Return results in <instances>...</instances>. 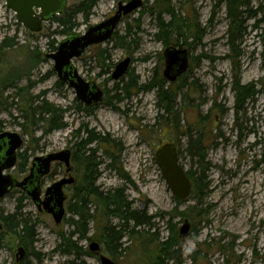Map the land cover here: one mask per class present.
I'll return each mask as SVG.
<instances>
[{
  "label": "rangeland",
  "instance_id": "rangeland-1",
  "mask_svg": "<svg viewBox=\"0 0 264 264\" xmlns=\"http://www.w3.org/2000/svg\"><path fill=\"white\" fill-rule=\"evenodd\" d=\"M129 1L97 0L91 10L76 14L74 33L84 34L111 17L120 2ZM142 1L139 9L122 19L113 38L74 60L81 76L104 91L101 102L82 104L86 112L77 109L81 103L74 89L58 82L54 62L46 56L53 53L50 42L65 38L59 34L58 24L49 20L39 33H32L7 9L5 0H0V131L21 135V151H30L31 161L70 149L71 176L75 178L65 189L67 212L60 225L50 214L39 212L30 199H21L22 191L0 200L1 213L30 218L37 232L22 260L17 238L6 236L0 243V264H65L73 259L58 247L61 234L73 229L66 222L72 218L68 206L82 178V153L89 155L91 150L98 165V191L122 190L132 211L144 212L152 220L147 227L134 228L130 222L123 229L118 218L104 217L93 198L96 205L90 207L94 216L90 239L80 242L84 250L90 252V243L97 242L101 254L116 264H264V94L247 101L245 110L237 113L233 90L238 78L243 85L264 79V15L259 12L264 0H242L245 5L239 11L246 31L234 46L228 39L226 0ZM83 3L89 1L68 0L69 13ZM173 16H177V32L170 36L161 27ZM177 44L188 51L190 67L171 83L163 76L164 52ZM36 52L43 54L37 63L33 58ZM128 57V72L113 80L115 67ZM153 81L170 86L175 96L172 113L159 105L157 89L141 88ZM28 86L33 97H40L37 103L45 99L67 110L64 129L49 134L40 127L25 131L22 108L27 91L18 93V88ZM87 131L102 140L83 149L80 144L86 141ZM191 136L202 138L207 155L204 174L197 159L191 157ZM168 142L181 148V164L202 180L197 196L181 204L175 202L156 161V151ZM65 173V165L55 163L44 180L43 192L55 181L69 177ZM12 174L21 181L28 171L19 174L14 169ZM193 207L203 209L204 216L196 217ZM185 219L196 231L173 250V259L162 258L158 245L171 237L172 225L179 233ZM106 224L123 232L117 246L107 244L103 235ZM149 228L152 231L147 235ZM81 261L101 264L100 255H85Z\"/></svg>",
  "mask_w": 264,
  "mask_h": 264
},
{
  "label": "trees",
  "instance_id": "trees-1",
  "mask_svg": "<svg viewBox=\"0 0 264 264\" xmlns=\"http://www.w3.org/2000/svg\"><path fill=\"white\" fill-rule=\"evenodd\" d=\"M88 1V4H81V6H79L75 10H72L71 13H69V10L67 8V10L64 11L61 15L54 16L51 19L58 24L59 28H61L59 34L65 36V38L71 35H76L74 33V30L77 27V24L75 22L76 14L85 10H91L95 6L97 0ZM226 1L229 8L228 18L230 20L228 39L229 43L234 46L235 43L241 42L246 31L245 27L243 26V13L239 11L240 8L245 5V3H243L242 0ZM259 10V12H263L264 15V5H261ZM173 14L174 13L172 12L171 16ZM176 17L167 24L163 23L161 27V29L168 32L167 34L170 36L172 35V33L177 32V27L175 26V21L177 20ZM164 42L166 44L169 43L167 39H164ZM57 44L58 42L54 40L50 42V51L55 52L57 49ZM2 46L3 45H1L0 47L2 48ZM175 46L177 47L178 44ZM33 58L37 63L39 60L43 59V54L41 52H36L34 53ZM10 82H13V80H11ZM258 84L261 86L260 89H257ZM258 84L251 83L243 85L240 82L239 78L235 81V83L233 84V90L236 96L235 109L237 113L245 110L247 101L254 99L259 94H264V79L261 80ZM30 88L31 86L18 88V93L27 91V94L23 99L24 107L22 108V118L25 120V131L28 132L36 127H40L44 129L45 134H49L54 130L64 129L66 127V124L63 121L64 115L67 113V110L56 107L45 99L37 103L36 101L40 97H33L29 92ZM141 88L143 90L157 89L159 105L163 104V108L165 109L166 113H172V108H174L173 106L175 104V96L172 95L170 86H167L165 82L156 83V81H153L149 84L142 85ZM77 109L86 112L88 111V109L83 107L82 104H78ZM87 134L88 137L86 141L80 144L83 149H85V147L89 144H93L94 142L98 143L102 140L100 137H93L92 132L87 131ZM177 147L179 158H183L184 152L178 145ZM192 150L194 151L192 152ZM189 151H191V157L193 159H197V164L204 174L207 155L205 153L206 150L202 145L201 136H191L189 138ZM94 152V150H91L89 155H86L85 152L82 153V178L78 186L76 187L75 194L73 195L68 206V213L72 215V218L67 219L66 222L73 229L68 234H61L62 243L58 247L60 253L73 257V259L66 261L65 264H85L83 261H81V259L85 255H98L97 253L93 252H91V254L80 246L81 241L90 239L88 236L90 232L89 227L94 219V216H92L90 213V207H92L93 204H99L102 207L103 214L106 219L118 218L119 220H121L123 222L121 224V227L123 229L128 228L130 222L134 223V228L141 226L147 227L151 224L152 217L147 216L144 212L138 213L136 211H132L131 203L128 202L127 197L124 195V192L122 190L107 192L98 191V189L96 188L98 165L94 160ZM30 163V151H20L18 153V164L16 170L19 174H24L28 171ZM187 175L193 184L192 193L187 200H179L175 198V202L177 204L185 203L190 198L196 197V193H198V191L202 189L201 177L197 178L192 170H188ZM93 198L96 204L92 201ZM21 199H28V197L25 193H22ZM193 210H195L193 211V213L196 217L202 218L205 214L203 212V209H199L198 207H193ZM1 221L3 224V229L0 230V243L5 240L6 236L12 235L17 238L18 244L20 245V247H24L25 251L29 250L33 246L37 236L36 223L33 222V220H31L30 218L19 216L18 213L9 215H4L3 213H1ZM150 230L152 231V229L149 228V230L145 233L147 235L150 234ZM195 231L196 227L192 224L190 235ZM122 234V231H116V228L111 227L108 224H106L103 229V235L105 239H107V244L110 245L117 246L122 239ZM180 244L181 241L179 239V233H177L176 231V226L172 225L171 237L165 242H161V244L158 245V250L160 252L159 255L162 258H166L168 260L173 259L171 257V254L172 252H174L173 250Z\"/></svg>",
  "mask_w": 264,
  "mask_h": 264
},
{
  "label": "water",
  "instance_id": "water-1",
  "mask_svg": "<svg viewBox=\"0 0 264 264\" xmlns=\"http://www.w3.org/2000/svg\"><path fill=\"white\" fill-rule=\"evenodd\" d=\"M6 7L16 14L30 32L39 33L42 24L51 20L54 16L61 15L68 8V0H5ZM143 5L142 0L120 2L114 16L91 26L84 34L71 35L57 44V49L47 58L53 60L54 71L61 84L74 89L77 100L85 105L92 106L101 102L104 98L103 90L92 81H86L76 68L74 60L79 59L87 49L92 46L109 41L122 18L132 14ZM165 69L164 78L174 83L183 76L190 66L189 53L186 49L176 46L168 47L164 52ZM131 64V58L120 62L112 74L113 80L121 79ZM23 137L15 132L0 131V200L5 198L14 189H21L23 193L36 205L39 212L50 214L55 223L60 225L66 215V202L68 199L65 188L75 183L71 175L55 181L49 185L42 198L41 179L51 173L55 163H62L66 167L67 174L72 170V151L65 149L60 152L50 153L35 157L32 160L31 172L23 180H18L12 171L18 163V152L21 151ZM156 161L161 168L162 176L174 197L179 200H187L193 190V184L187 175V170L181 164L178 147L173 142L163 144L156 151ZM3 229L0 212V230ZM192 223L185 219L180 230L179 238L189 237ZM90 252L100 255L101 264H116L110 258L101 254V246L97 242H91ZM20 260L24 258V247L19 248Z\"/></svg>",
  "mask_w": 264,
  "mask_h": 264
},
{
  "label": "flooded vegetation",
  "instance_id": "flooded-vegetation-1",
  "mask_svg": "<svg viewBox=\"0 0 264 264\" xmlns=\"http://www.w3.org/2000/svg\"><path fill=\"white\" fill-rule=\"evenodd\" d=\"M125 3H126V2H125ZM117 10H118V6L116 7L115 13L117 12ZM115 13H114L112 16H114ZM112 16H111V17H112ZM109 18H110V17H109ZM123 18H124V17H123ZM123 18H122V19H123ZM121 21H122V20H121ZM119 24H120V23H119ZM116 30H117V29H116ZM115 33H116V31H115ZM115 33H114V34H115ZM113 36H114V35H113ZM112 38H113V37H112ZM181 77H182V76H181ZM181 77H180V78H181ZM178 79H179V78H178ZM103 92H104V91H103ZM71 162L73 163V154H72V160H71ZM53 165H54V164H53ZM52 167H53V166H52ZM31 168H32V161H31L30 166H29V168H28V175H29L30 172H31ZM51 171H52V170H51ZM73 171H74V168H73V165H72V170H71L70 174H67V172H66V173L64 174V176H66V175H68V176H69V175H72V172H73ZM49 175H50V174H49ZM49 175H48V176H49ZM48 176H46V177H44V178L41 179V188H42V198H43V199H44V192H45V191L43 192V183H44V180H45ZM18 180H20V179H18ZM65 189H66V188H65ZM15 190L22 191L21 189H14V190H12V192L15 191ZM12 192H11V193H12ZM22 192H23V191H22ZM28 199H29V198H28ZM37 209H38V208H37ZM38 211H39V210H38Z\"/></svg>",
  "mask_w": 264,
  "mask_h": 264
},
{
  "label": "bare ground",
  "instance_id": "bare-ground-1",
  "mask_svg": "<svg viewBox=\"0 0 264 264\" xmlns=\"http://www.w3.org/2000/svg\"><path fill=\"white\" fill-rule=\"evenodd\" d=\"M68 200V199H67ZM180 239V238H179ZM184 240V239H183ZM182 239H180V241H183Z\"/></svg>",
  "mask_w": 264,
  "mask_h": 264
}]
</instances>
